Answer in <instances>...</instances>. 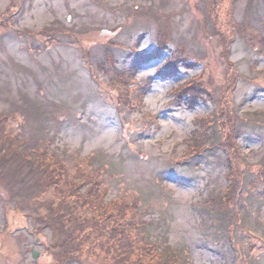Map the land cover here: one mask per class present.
I'll use <instances>...</instances> for the list:
<instances>
[{
    "label": "rangeland",
    "instance_id": "rangeland-1",
    "mask_svg": "<svg viewBox=\"0 0 264 264\" xmlns=\"http://www.w3.org/2000/svg\"><path fill=\"white\" fill-rule=\"evenodd\" d=\"M11 1L0 0V11ZM21 3L15 21H10L15 27H0V116H6L4 126L9 122L6 129L0 125V138L6 137L7 130L19 141L4 143L2 148L15 154L0 158V264L151 263L147 258L119 253L122 233L114 238L116 233L107 231L105 235L94 224L99 220L97 212L108 213L110 197L99 199L94 195L86 200L90 211H96V220L80 227L79 234L77 227L68 233L72 223L66 231L51 225L42 229L30 217L26 232L11 236L13 229L8 226L22 221L9 220L17 214V198L29 200L20 203L22 210L32 211L40 221H48L50 215L56 218L62 207L69 209L63 202L71 195L51 189V170L58 169L78 176L79 182L103 178L112 197H134L126 202V210L117 209L116 220L128 224L150 222L143 230L162 242L161 246L157 242L154 245L159 251L164 248L168 256L157 264H177V260L178 264H234L239 256L243 264H264V204L245 197L238 205L232 236H223V215L227 209L231 218L236 203L229 187V151L225 152L232 109L240 116L234 151L241 155L232 154L237 182L246 163L250 177L264 180V38L259 35L264 0ZM171 11L172 18L168 15ZM46 27L57 29L53 38L45 37ZM160 27L173 39L171 47L184 46L199 63L180 76L155 80L146 96V108L155 116L158 128L137 135L130 131L138 126L137 118H129L119 105L122 97L118 82L107 83L105 72L98 77L85 53L101 47L109 51L111 42L131 43L141 32L145 33L141 47L151 48ZM26 29L36 32L23 34L21 30ZM236 33L233 45L229 44L227 38ZM230 60L234 66H230ZM154 69L147 65L140 76ZM192 77L213 92L214 101H204L195 109L169 106L172 90ZM205 132L210 133L206 143H221L194 171L178 166L177 161L187 154L188 142L197 144ZM49 139L57 145L47 151L59 154L65 164L56 163L43 171V164L32 163L25 155L33 149L44 150ZM44 159L51 156L47 154ZM162 180L167 181L165 186ZM214 198L225 204L218 206ZM51 200L55 205L48 209ZM78 209V215L73 216L83 225L81 220L90 212L84 210V215L80 206ZM17 217L23 218L20 213ZM226 223L229 225L227 217ZM123 225L116 227L117 232L135 238V245L142 249L151 247L141 239L142 235L149 240L143 231ZM36 235L43 237L41 246L36 247L40 252L37 259L30 249L36 246ZM246 242L252 246L245 252L241 247Z\"/></svg>",
    "mask_w": 264,
    "mask_h": 264
},
{
    "label": "trees",
    "instance_id": "trees-1",
    "mask_svg": "<svg viewBox=\"0 0 264 264\" xmlns=\"http://www.w3.org/2000/svg\"><path fill=\"white\" fill-rule=\"evenodd\" d=\"M143 53V52H142ZM141 52H137L136 50H133L132 52L128 51L127 59L120 62V59H116L111 55L108 54L105 59L108 61L111 70L105 71V74L107 75V83L111 82H118V89L120 90V94L122 97V102L119 104L120 106L130 110L129 108L132 107V105L136 104L138 105L135 109L141 110L143 107L142 101L138 103L137 101L140 99V90L138 86L135 85V78L138 68L142 63L149 62L154 57V52H150L146 54H142ZM125 58V57H124ZM127 62V64H126ZM168 65L165 66L163 69L160 68L158 71H160V75L164 76V72L167 70ZM99 71H101L99 69ZM50 183L52 186L55 187V192L59 194L66 195V190L63 189V186L59 183L57 186L54 185V178L49 177ZM83 199V198H82ZM88 199V196L84 197L83 202H77V204L82 208V211L89 209L90 214L85 217L82 221V224L80 226L89 225L93 220H96L95 212L90 211V207L85 204V201ZM50 209V206L48 207ZM80 212V209H78ZM99 212H97V218L99 220L95 221V225H98L99 229L102 231H108V232H114L118 233L115 228L114 223V215H108L107 213L104 215H98ZM100 216V217H99ZM62 217L60 213L56 212V218L49 216V222L51 223V226L56 230H63L65 228V225L61 222H59V219ZM55 219L58 221H55ZM78 219V218H75ZM89 227V226H88ZM106 235V234H105ZM130 236L129 234L125 233V237ZM132 237V236H130ZM125 241L128 243L127 249L130 248V244L132 241V238H127Z\"/></svg>",
    "mask_w": 264,
    "mask_h": 264
},
{
    "label": "snow or ice",
    "instance_id": "snow-or-ice-1",
    "mask_svg": "<svg viewBox=\"0 0 264 264\" xmlns=\"http://www.w3.org/2000/svg\"><path fill=\"white\" fill-rule=\"evenodd\" d=\"M148 67H155V68L159 69V68H162L163 65L161 64L160 61H149Z\"/></svg>",
    "mask_w": 264,
    "mask_h": 264
}]
</instances>
